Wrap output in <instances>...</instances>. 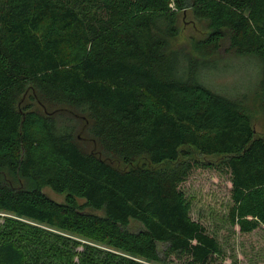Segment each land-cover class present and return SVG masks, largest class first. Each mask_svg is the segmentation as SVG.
<instances>
[{"label":"trees","instance_id":"1","mask_svg":"<svg viewBox=\"0 0 264 264\" xmlns=\"http://www.w3.org/2000/svg\"><path fill=\"white\" fill-rule=\"evenodd\" d=\"M188 7L209 32L174 48ZM222 49L261 61L264 96V0H0V264H210L180 187L201 167L230 173L233 224L264 225V137L201 80Z\"/></svg>","mask_w":264,"mask_h":264},{"label":"rangeland","instance_id":"2","mask_svg":"<svg viewBox=\"0 0 264 264\" xmlns=\"http://www.w3.org/2000/svg\"><path fill=\"white\" fill-rule=\"evenodd\" d=\"M179 36L174 39L173 47L191 48L192 43L207 36L209 30L205 21L197 19L190 7L179 14ZM262 63L253 56H235L221 51L220 60L215 68L202 72V82L228 98L239 100L248 112L253 126L258 135L264 137V96L260 91L262 79ZM23 101V102H22ZM25 107L31 106L34 110L48 114L59 107L58 104L47 102L45 99L29 92L18 101ZM48 105V107L46 106ZM79 146L90 152L92 142L86 140L84 135H79ZM192 157H199L196 150L191 151ZM218 161V157H210ZM141 160L137 159L136 164ZM124 168V164H121ZM174 165L158 166V169L170 170ZM27 184V181L25 180ZM190 203L191 217L201 222L208 234L216 238L221 248V255H215L210 264H264V225L249 233H243L239 225L230 219V209L233 206L232 182L230 173L223 168L201 167L195 169L190 176L180 185ZM53 199L58 202L65 201L64 194L55 193L50 188H45ZM82 203L83 200H80ZM102 215V211H94ZM7 213L0 211V223ZM142 225L131 221L130 229L138 231ZM81 242L85 238L77 237ZM166 245H160L161 255ZM78 250H82L79 247ZM79 261V257L74 259ZM184 260L171 257L168 264H183Z\"/></svg>","mask_w":264,"mask_h":264}]
</instances>
